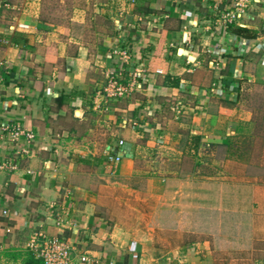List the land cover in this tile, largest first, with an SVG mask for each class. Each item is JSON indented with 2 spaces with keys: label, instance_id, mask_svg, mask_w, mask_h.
<instances>
[{
  "label": "crops",
  "instance_id": "1",
  "mask_svg": "<svg viewBox=\"0 0 264 264\" xmlns=\"http://www.w3.org/2000/svg\"><path fill=\"white\" fill-rule=\"evenodd\" d=\"M119 1L127 6L115 36L94 55L65 36L66 27L40 19L41 0H0V60L8 64L0 73L2 259L22 264L35 234L45 232L77 247L76 264H214L210 241L161 244L146 211L152 194L162 208L172 193L154 183L175 177L167 163L181 160L185 129L217 146L255 124L244 92L264 86V0H252L227 33L209 25L221 12L216 4L231 0ZM115 49L132 52L130 62L121 65ZM137 67L130 97L107 112L92 105L109 70L130 77ZM16 126L35 139L12 140L7 127ZM152 140L169 156L157 169Z\"/></svg>",
  "mask_w": 264,
  "mask_h": 264
},
{
  "label": "rangeland",
  "instance_id": "2",
  "mask_svg": "<svg viewBox=\"0 0 264 264\" xmlns=\"http://www.w3.org/2000/svg\"><path fill=\"white\" fill-rule=\"evenodd\" d=\"M39 6L41 20L66 27L65 36L87 46L95 55L97 46L109 37L114 38L116 21L125 14L127 2L41 0ZM109 72L92 96V105L106 112L115 101L130 97L139 84L124 95L110 96ZM128 78L127 74L122 75L125 83ZM244 94L246 104L254 111L255 124L251 129L239 132L228 144L217 146L201 144L185 129L181 134L183 141L176 146L183 153L181 160L167 163L169 171H176L169 172L175 177L157 178L154 183L156 188L165 184L172 193L165 194L167 201L162 208L158 194H152L151 210L146 211V220L151 219L152 223L151 232L155 231L161 244L171 248L210 241L214 264H264V86L253 85ZM177 116L182 115L178 112ZM150 145L152 157L158 160L153 167L169 159L157 140ZM141 159L142 169L148 163ZM146 181L135 178L132 183L145 187ZM0 264L20 263L7 257L0 258Z\"/></svg>",
  "mask_w": 264,
  "mask_h": 264
},
{
  "label": "built area",
  "instance_id": "3",
  "mask_svg": "<svg viewBox=\"0 0 264 264\" xmlns=\"http://www.w3.org/2000/svg\"><path fill=\"white\" fill-rule=\"evenodd\" d=\"M252 0H231L227 7L221 9L219 4H216V8L221 12L218 19L213 24L209 25V28H217L219 31L227 33L230 25L233 23H240L239 21L244 17L245 13L249 9ZM114 54L120 60V64L130 62L131 55L125 49H115ZM216 66H220L221 62L216 60L214 62ZM8 69L7 61L0 60V73ZM142 68H134L130 71V77L127 83L122 80V71L118 69L110 70L108 74L110 89L109 95L118 96L124 95L131 90H135L139 83L140 72ZM158 72H161L159 69ZM113 90V91H111ZM213 91L223 94V90L218 86L213 87ZM10 135L12 140L17 141L21 136H26L28 139H35V133L31 129H24L20 126L13 127L10 129ZM124 140H120V144H123ZM111 160L120 161L121 156L118 154L109 153ZM8 213L7 210L4 211ZM32 250L36 253L37 257L43 260L44 264H76V253L77 247L70 243L67 239L57 235H49L45 232H38L33 237L29 245Z\"/></svg>",
  "mask_w": 264,
  "mask_h": 264
},
{
  "label": "trees",
  "instance_id": "4",
  "mask_svg": "<svg viewBox=\"0 0 264 264\" xmlns=\"http://www.w3.org/2000/svg\"><path fill=\"white\" fill-rule=\"evenodd\" d=\"M22 264H44L43 260L35 255V253L30 249L26 257L24 258Z\"/></svg>",
  "mask_w": 264,
  "mask_h": 264
}]
</instances>
